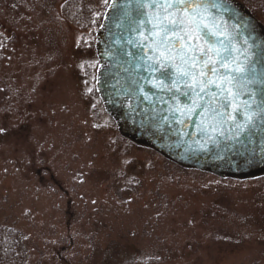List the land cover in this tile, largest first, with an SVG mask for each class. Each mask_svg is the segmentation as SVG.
Returning a JSON list of instances; mask_svg holds the SVG:
<instances>
[{
    "label": "rangeland",
    "instance_id": "374dc122",
    "mask_svg": "<svg viewBox=\"0 0 264 264\" xmlns=\"http://www.w3.org/2000/svg\"><path fill=\"white\" fill-rule=\"evenodd\" d=\"M67 2L0 0V227L23 264H264V177L180 172L122 138L95 89L102 18L84 28Z\"/></svg>",
    "mask_w": 264,
    "mask_h": 264
},
{
    "label": "snow or ice",
    "instance_id": "6c2138e0",
    "mask_svg": "<svg viewBox=\"0 0 264 264\" xmlns=\"http://www.w3.org/2000/svg\"><path fill=\"white\" fill-rule=\"evenodd\" d=\"M103 3L111 9V17L104 18L128 32L127 45L137 49L123 53L131 58L126 63L137 70L135 75L129 74L126 86L121 87L123 96L131 101L167 105L171 118L178 124L199 116L198 127L203 135L212 131L238 140L245 134L250 137L264 131V40L257 41L247 23H229L225 19V13L232 11L228 0ZM100 27L111 31L109 25ZM7 39L0 33V49L7 47ZM77 46H81L79 42ZM92 92L88 88L85 95ZM152 112L156 113L154 107ZM43 115L46 113L41 105L34 114L37 124ZM32 116L29 114L30 119ZM8 131L0 125V137ZM226 131L231 135H226ZM21 146L32 157L28 161L32 168L43 171L46 161L42 154L23 141ZM50 243L55 245L56 241Z\"/></svg>",
    "mask_w": 264,
    "mask_h": 264
},
{
    "label": "water",
    "instance_id": "95a60500",
    "mask_svg": "<svg viewBox=\"0 0 264 264\" xmlns=\"http://www.w3.org/2000/svg\"><path fill=\"white\" fill-rule=\"evenodd\" d=\"M228 3L232 11L225 13V19L229 23H247L251 35L257 41L264 40V28L259 21L241 4L234 0H228ZM105 10L101 24L111 26V31L99 27L96 32L94 48L99 68L95 89H99L96 92L100 103L116 123L119 134L185 170L207 173L222 180L245 181L263 177L264 131L250 137L245 134L238 140L226 139L212 131L203 135L198 127L199 116L181 118L184 122L178 124L171 118L167 105H151L146 100L131 101L121 94V87L126 86L129 74L135 75L137 71L126 63L131 58L123 53L136 52L137 49L127 45L128 32L116 28L110 18H104L106 15L111 17L109 6ZM106 51L110 54L105 55ZM260 55L257 49L256 58L259 59ZM126 68L129 71H125ZM129 104H132L131 108ZM153 107L156 113L152 112ZM226 135L231 133L226 131Z\"/></svg>",
    "mask_w": 264,
    "mask_h": 264
},
{
    "label": "trees",
    "instance_id": "16d2710c",
    "mask_svg": "<svg viewBox=\"0 0 264 264\" xmlns=\"http://www.w3.org/2000/svg\"><path fill=\"white\" fill-rule=\"evenodd\" d=\"M235 2L244 6L249 13L257 18L264 27V0H234ZM87 2V4H86ZM99 2V9L95 4ZM66 6V7H65ZM67 15L78 23L80 18H85L88 21L84 28H92L90 20L100 19L106 9L107 5L103 3V0H70L65 4ZM90 6L93 8L90 9ZM90 9V10H89ZM82 20V19H81ZM75 24L77 25V23ZM90 22V23H89ZM89 23V24H88ZM151 150V149H150ZM166 162V161H165ZM167 166L173 167V169L183 172L181 168L166 162ZM23 238L19 231L10 227H0V264H23L25 261V253L23 247ZM7 250V252L5 251Z\"/></svg>",
    "mask_w": 264,
    "mask_h": 264
}]
</instances>
